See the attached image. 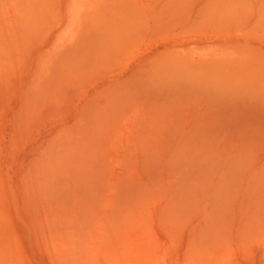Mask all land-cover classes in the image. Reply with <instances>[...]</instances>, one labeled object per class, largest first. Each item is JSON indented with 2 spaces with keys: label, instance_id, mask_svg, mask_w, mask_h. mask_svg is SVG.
I'll return each instance as SVG.
<instances>
[{
  "label": "bare ground",
  "instance_id": "1",
  "mask_svg": "<svg viewBox=\"0 0 264 264\" xmlns=\"http://www.w3.org/2000/svg\"><path fill=\"white\" fill-rule=\"evenodd\" d=\"M43 263L264 264V0H0V264Z\"/></svg>",
  "mask_w": 264,
  "mask_h": 264
},
{
  "label": "rangeland",
  "instance_id": "2",
  "mask_svg": "<svg viewBox=\"0 0 264 264\" xmlns=\"http://www.w3.org/2000/svg\"><path fill=\"white\" fill-rule=\"evenodd\" d=\"M21 255H23V254H21ZM26 259L30 260L28 257H27ZM39 260H40V259H39ZM43 264H44V263H43Z\"/></svg>",
  "mask_w": 264,
  "mask_h": 264
}]
</instances>
